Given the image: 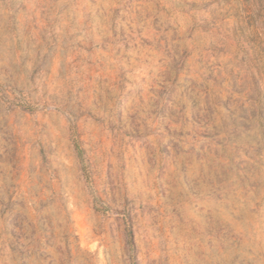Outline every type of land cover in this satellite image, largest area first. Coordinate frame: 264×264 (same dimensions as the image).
<instances>
[{
  "label": "rangeland",
  "instance_id": "rangeland-1",
  "mask_svg": "<svg viewBox=\"0 0 264 264\" xmlns=\"http://www.w3.org/2000/svg\"><path fill=\"white\" fill-rule=\"evenodd\" d=\"M0 264H264V0H0Z\"/></svg>",
  "mask_w": 264,
  "mask_h": 264
}]
</instances>
